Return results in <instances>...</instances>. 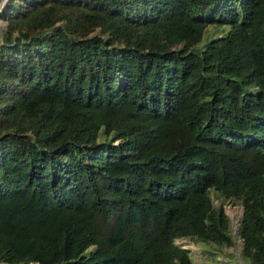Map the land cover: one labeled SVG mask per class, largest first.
Listing matches in <instances>:
<instances>
[{
  "label": "trees",
  "instance_id": "obj_1",
  "mask_svg": "<svg viewBox=\"0 0 264 264\" xmlns=\"http://www.w3.org/2000/svg\"><path fill=\"white\" fill-rule=\"evenodd\" d=\"M0 19V263L194 264L174 240L231 245L236 201L239 257L264 264V0H4Z\"/></svg>",
  "mask_w": 264,
  "mask_h": 264
},
{
  "label": "rangeland",
  "instance_id": "obj_2",
  "mask_svg": "<svg viewBox=\"0 0 264 264\" xmlns=\"http://www.w3.org/2000/svg\"><path fill=\"white\" fill-rule=\"evenodd\" d=\"M4 21L0 19V27ZM223 26L207 25L202 35V40L208 37L216 36L221 33ZM212 202L217 203L218 200L210 192ZM225 213L229 217V233L231 235L232 244L229 246H216L211 243L193 242L185 237L176 238L174 242L181 247L189 249V257L194 264H203L210 261L212 258L223 261L228 264H245L239 257L240 240L236 236L237 220L240 216V205L236 201H224L222 204ZM3 264V263H0ZM31 264V263H28Z\"/></svg>",
  "mask_w": 264,
  "mask_h": 264
},
{
  "label": "water",
  "instance_id": "obj_3",
  "mask_svg": "<svg viewBox=\"0 0 264 264\" xmlns=\"http://www.w3.org/2000/svg\"><path fill=\"white\" fill-rule=\"evenodd\" d=\"M3 2H4V0H0V8L3 5ZM240 213H241V211H240Z\"/></svg>",
  "mask_w": 264,
  "mask_h": 264
}]
</instances>
